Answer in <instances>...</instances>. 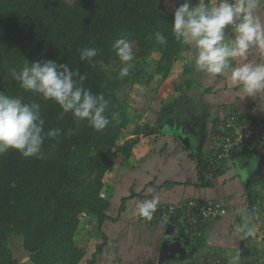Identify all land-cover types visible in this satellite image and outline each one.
Segmentation results:
<instances>
[{
  "label": "trees",
  "instance_id": "obj_1",
  "mask_svg": "<svg viewBox=\"0 0 264 264\" xmlns=\"http://www.w3.org/2000/svg\"><path fill=\"white\" fill-rule=\"evenodd\" d=\"M167 2L0 0V264H21L13 237L32 264H81V217L111 220L105 178L156 125L133 120L121 98L143 82L145 68L113 79L106 68L158 52L157 73L173 75L190 42ZM130 42L137 50L126 54Z\"/></svg>",
  "mask_w": 264,
  "mask_h": 264
},
{
  "label": "crops",
  "instance_id": "obj_2",
  "mask_svg": "<svg viewBox=\"0 0 264 264\" xmlns=\"http://www.w3.org/2000/svg\"><path fill=\"white\" fill-rule=\"evenodd\" d=\"M206 4L212 7L204 8L202 24L181 28L190 50L158 88L163 104L156 110L152 106L159 102L152 99L153 110L138 118L129 112L133 120L156 128L130 157L118 156L105 178L102 196L110 202L111 220L100 226L91 218L87 227L81 222L77 245H93L83 249L85 264L95 255L96 264H264V232L259 235L264 230V0H254L240 22L227 10L221 17L218 0ZM193 30L199 35L191 40ZM179 80L182 94L176 98ZM132 91L133 86L128 94L141 97ZM233 113L261 131L233 152L220 172L208 175L206 162L218 149L215 127ZM254 194L258 203L252 202ZM189 200L221 204L228 215L197 231L181 222L156 225L139 218L149 209Z\"/></svg>",
  "mask_w": 264,
  "mask_h": 264
},
{
  "label": "built area",
  "instance_id": "obj_3",
  "mask_svg": "<svg viewBox=\"0 0 264 264\" xmlns=\"http://www.w3.org/2000/svg\"><path fill=\"white\" fill-rule=\"evenodd\" d=\"M220 7L228 13L241 12L247 14L253 7L254 0H218ZM233 27L238 23L233 21ZM260 125L247 123L236 114H229L216 125L213 140L217 144V152L206 162V173L212 175L223 168V163L236 150L252 142L260 131ZM228 215V210L221 204H206L197 200H189L177 204H164L142 212L139 218L148 224L168 225L173 217L192 231H197L204 223L219 220ZM221 264V263H218Z\"/></svg>",
  "mask_w": 264,
  "mask_h": 264
},
{
  "label": "rangeland",
  "instance_id": "obj_4",
  "mask_svg": "<svg viewBox=\"0 0 264 264\" xmlns=\"http://www.w3.org/2000/svg\"><path fill=\"white\" fill-rule=\"evenodd\" d=\"M207 1L209 3L211 2V0L210 1L209 0H168L167 6L169 10L177 11L181 13L179 20L182 28L188 25L189 23L193 25H197L198 23L202 24L204 19L203 16L201 17V15L203 13L204 8L206 7L207 9H210L212 7L211 4L209 5L206 4ZM218 8L220 9L219 12L221 17L227 16L226 11L223 12V10H227V9H222V7L220 6H218ZM192 32L194 33L189 34V36H191V40L199 35V33L196 34L195 30H193ZM197 40L199 41L200 38H198ZM136 50H137V45L134 42L125 43L122 47V51L126 54L134 53ZM160 57L161 56L158 52H153V54L146 60V62L144 61L131 62L129 60H125L118 66L115 65L106 68V71L111 79L114 78V72H122L130 75V74H135L138 68H140V70H143L145 68L146 72L142 79L143 82L134 85L132 91L136 94L142 93V95L140 94L141 95L140 98L136 97L135 95L128 94L130 93L132 88L130 84L126 88H123L121 90V98L128 103V112L130 113L132 112L136 114L133 116L135 118L136 117L138 118L139 114H143V112L146 110L147 111L153 110L151 108V105H153V102H151L152 99H156L159 102L158 106H152L153 108L155 107V109L159 108L163 104L162 100H164V98L162 97L160 98L159 92L157 91L158 88L162 87V85L164 84L163 82L166 80L164 79V75L157 73L156 70L157 63ZM181 62L183 64L182 60ZM149 76L152 77L150 83H148ZM185 87H186L185 90L187 91L190 89L188 88L187 85ZM142 97H144L145 99L144 101L142 100ZM142 101L144 105H142ZM158 116L159 114L157 115V117ZM81 220H82V227H87L89 226V224L91 225V223L94 221V220L91 221L92 220L91 218L83 217V216L81 217ZM263 232H264L263 229H259V235H261ZM261 239L262 237L259 236V240ZM78 244L80 248L83 247L82 249L88 251H90L93 246L91 244L90 247L86 246L88 243L83 245L80 242H78ZM9 246L12 249V252L16 260H18L21 264H32L30 262V256L24 251L22 247V242L20 238L18 237L11 238ZM82 264H85V261H83Z\"/></svg>",
  "mask_w": 264,
  "mask_h": 264
},
{
  "label": "water",
  "instance_id": "obj_5",
  "mask_svg": "<svg viewBox=\"0 0 264 264\" xmlns=\"http://www.w3.org/2000/svg\"><path fill=\"white\" fill-rule=\"evenodd\" d=\"M170 233H171V231L168 230V231H167V234L169 235ZM167 249H168V248H167V243H164V245H163V250H164V252H165V253H164V256H166V252L168 251ZM166 257H167V256H166Z\"/></svg>",
  "mask_w": 264,
  "mask_h": 264
}]
</instances>
